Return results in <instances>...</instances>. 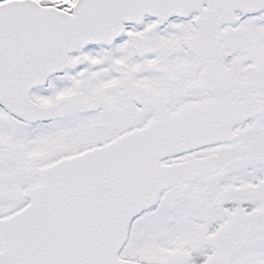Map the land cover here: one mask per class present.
I'll list each match as a JSON object with an SVG mask.
<instances>
[{"label": "snow or ice", "instance_id": "6c2138e0", "mask_svg": "<svg viewBox=\"0 0 264 264\" xmlns=\"http://www.w3.org/2000/svg\"><path fill=\"white\" fill-rule=\"evenodd\" d=\"M0 264H264V0H0Z\"/></svg>", "mask_w": 264, "mask_h": 264}]
</instances>
